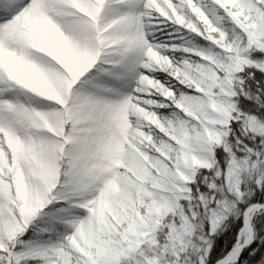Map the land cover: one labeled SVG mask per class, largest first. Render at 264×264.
<instances>
[{
  "label": "snow or ice",
  "instance_id": "6c2138e0",
  "mask_svg": "<svg viewBox=\"0 0 264 264\" xmlns=\"http://www.w3.org/2000/svg\"><path fill=\"white\" fill-rule=\"evenodd\" d=\"M260 73L264 0H0V264H264Z\"/></svg>",
  "mask_w": 264,
  "mask_h": 264
},
{
  "label": "trees",
  "instance_id": "16d2710c",
  "mask_svg": "<svg viewBox=\"0 0 264 264\" xmlns=\"http://www.w3.org/2000/svg\"><path fill=\"white\" fill-rule=\"evenodd\" d=\"M260 75H264V73H260ZM241 100L244 99L243 96L240 97ZM251 103V101H249ZM258 140V138H257ZM249 148L253 147V144L251 142L247 145ZM260 145L256 144V148L258 149ZM217 151H223V149L217 148ZM246 153H237L238 156L245 155ZM226 160L227 155L223 157H216L217 163L214 164L213 169L205 171L201 169L198 171L193 181L190 183V193L189 198L187 201H183L182 203H186L190 208L196 207V198H197V189H199V192L201 194L206 193L208 191L207 186L205 183H203V180L205 177L212 178L213 173L218 167L219 169H224L226 167ZM218 183V182H217ZM241 188L243 192L245 193V200L249 199V196L247 193L252 192L255 189V185L251 182V179H249L248 175H244V183L241 185ZM253 199L256 202H262L264 203V192H260L258 195H254ZM259 217L253 220V223L256 224L259 222ZM242 227V218L239 217L236 214L230 215L228 219L224 222L223 225H221L220 229L217 230V233L211 237L212 247L216 249V252H211L210 255H214L216 257V260H220L228 255L229 252L232 250V245L236 243V235L239 233L240 228ZM206 230V228H205ZM29 234H26L25 239L28 238ZM200 235L199 229H194V234L190 238L192 240V244L186 248L185 252L182 256H180V260L182 261V264H195L197 256L199 255V252L196 251V247L200 244V241L197 239V236ZM264 241H261L259 238V233L257 234V239L253 240L252 243L249 245V248L255 247L259 244H261ZM259 251V249H257ZM219 253V254H217ZM248 253L242 252L241 256H247ZM237 264H239V261H237ZM247 264V262H245Z\"/></svg>",
  "mask_w": 264,
  "mask_h": 264
},
{
  "label": "rangeland",
  "instance_id": "374dc122",
  "mask_svg": "<svg viewBox=\"0 0 264 264\" xmlns=\"http://www.w3.org/2000/svg\"><path fill=\"white\" fill-rule=\"evenodd\" d=\"M194 178V177H193ZM193 178H192V180L191 181H188V182H186V183H191L192 181H193ZM190 193V192H189ZM183 202V201H182ZM178 259L180 260V256L178 257Z\"/></svg>",
  "mask_w": 264,
  "mask_h": 264
}]
</instances>
